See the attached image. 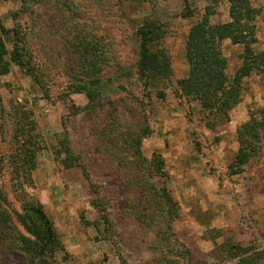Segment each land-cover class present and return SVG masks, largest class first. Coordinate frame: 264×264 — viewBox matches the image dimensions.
<instances>
[{"label": "rangeland", "instance_id": "rangeland-1", "mask_svg": "<svg viewBox=\"0 0 264 264\" xmlns=\"http://www.w3.org/2000/svg\"><path fill=\"white\" fill-rule=\"evenodd\" d=\"M191 1L194 16L184 18L182 0H0L8 50L19 40L30 68L11 62L10 71L0 75V191L17 210L26 195L44 206L64 246L54 264H168L167 259L172 264H239L250 255L264 264V147L246 160L239 154L238 132L248 122L264 124V77L253 73L245 78L242 101L229 121L213 130L206 126L199 102L178 85L189 72L185 43L208 11L212 24L230 21V3ZM251 1L258 10L255 48L263 51L264 0ZM150 22L163 24L160 45L170 55L172 72L147 85L138 73V31ZM222 48L232 75L242 64L243 46L227 39ZM91 55L105 80L95 103L70 87L92 69ZM73 103L85 109L72 115L68 106ZM16 110H27L36 123L31 184H21L9 157L15 149ZM169 119L187 122L180 141L192 156L203 158L201 166L206 162L219 185L216 200L188 203L190 211L174 197L179 208L172 228L184 248L157 234V228L139 224L135 215L146 203L137 188L126 187L142 181L131 180L134 167L129 175L128 164L117 156L126 150L125 138L148 123L142 153L155 166L152 181L167 187L162 143L168 140L162 137V122ZM65 147L78 160L69 167ZM183 250L189 251L186 258ZM27 260L0 235V264Z\"/></svg>", "mask_w": 264, "mask_h": 264}, {"label": "trees", "instance_id": "trees-1", "mask_svg": "<svg viewBox=\"0 0 264 264\" xmlns=\"http://www.w3.org/2000/svg\"><path fill=\"white\" fill-rule=\"evenodd\" d=\"M184 10L181 16L189 18L194 16L191 0H182ZM230 3V21L212 24L211 13L208 11L203 18L194 24L185 43L186 57L189 63L188 75L178 80L181 92L189 98L199 102L202 110L206 113V126L213 130L215 127L229 121V113L241 101L244 90V80L253 73L264 77V50L256 51L258 42L256 19L258 10L251 0H228ZM5 28L0 24V75L10 71L11 62L22 68H29L25 54L21 51L19 40H14V49L10 53L5 39ZM19 35L18 31H15ZM140 38L139 60L137 62L138 73L144 83L159 75H167L172 72L170 55L160 45L164 38L163 24L150 22L138 31ZM229 39L232 44L242 45V64L232 75L228 73L229 59L223 53V42ZM10 53V60L7 56ZM93 60V56H90ZM92 61V69L87 75L77 80L70 87L74 93H84L90 103L98 101L105 89V80L100 76L101 70ZM72 115L79 114L84 107L75 105L68 106ZM17 111V110H16ZM20 113V114H19ZM14 114V113H13ZM19 114V115H18ZM16 131L14 135L15 149L10 153V161L15 164L14 173L25 182L31 184L33 171L36 169L34 156L38 149L36 142V123L28 116V111L16 112L14 116ZM31 125V128L28 126ZM240 148L239 154L246 160L251 157L250 153L263 150L264 147V124L257 126L248 122L238 129ZM150 133L148 123L138 132L130 133L125 138L126 150L117 153L119 163L126 162L128 174L131 171L133 178L139 179L137 183L127 185L130 189H138L141 197L143 212L137 213L136 219L144 227H155L157 234L174 240L178 245L184 246L176 238L172 228L173 220L178 216V202L172 192L164 184L161 186L152 179L155 166L149 162L142 153L143 139ZM119 145V143H117ZM13 149V147H12ZM66 150L67 167L74 164L77 159ZM163 159L159 161V169H163ZM163 176V175H162ZM130 180V178H128ZM23 206L17 210L11 206L7 195L0 191V235L6 239L7 245L15 247L28 257L25 264H54L55 254L64 249L63 243L52 219L39 200L32 197L22 198ZM99 207L97 202H94ZM175 211L176 214H175ZM176 215V216H175ZM247 252L246 250H243ZM170 249L165 254L170 253ZM184 258L189 254L188 250L180 253ZM239 256V254H238ZM172 264L171 260H164ZM177 264V262H176ZM239 264H260L258 256H246L240 258Z\"/></svg>", "mask_w": 264, "mask_h": 264}, {"label": "crops", "instance_id": "crops-1", "mask_svg": "<svg viewBox=\"0 0 264 264\" xmlns=\"http://www.w3.org/2000/svg\"><path fill=\"white\" fill-rule=\"evenodd\" d=\"M182 120L169 119L162 122V137L167 136L166 139L168 140L162 143V154L170 174L166 185L173 196L181 203L183 210L190 211L188 203L193 204L195 201L207 203L216 200L219 196L217 194L219 185L214 180L216 177L206 171V162H203L204 164L201 166V159L203 158L192 156L188 152V145L184 141H180L183 135L186 134V130H188L187 122L183 123ZM171 129L175 130L168 133ZM194 177L196 181H194Z\"/></svg>", "mask_w": 264, "mask_h": 264}]
</instances>
